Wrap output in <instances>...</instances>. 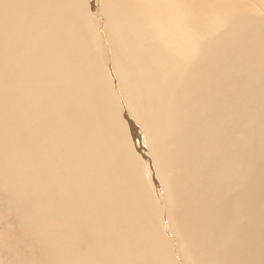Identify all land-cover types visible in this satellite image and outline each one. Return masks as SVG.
I'll return each mask as SVG.
<instances>
[{"label": "bare ground", "instance_id": "6f19581e", "mask_svg": "<svg viewBox=\"0 0 264 264\" xmlns=\"http://www.w3.org/2000/svg\"><path fill=\"white\" fill-rule=\"evenodd\" d=\"M0 264H264V0H0Z\"/></svg>", "mask_w": 264, "mask_h": 264}, {"label": "rangeland", "instance_id": "374dc122", "mask_svg": "<svg viewBox=\"0 0 264 264\" xmlns=\"http://www.w3.org/2000/svg\"><path fill=\"white\" fill-rule=\"evenodd\" d=\"M97 15V14H96ZM116 84H117V82H116ZM118 86V85H117ZM122 101H123V103L126 105V100H124V99H122ZM129 116H130V114H129ZM137 133V132H136ZM137 138H138V136H137Z\"/></svg>", "mask_w": 264, "mask_h": 264}]
</instances>
